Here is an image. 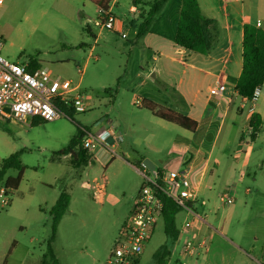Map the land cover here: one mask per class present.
<instances>
[{"label": "rangeland", "instance_id": "obj_1", "mask_svg": "<svg viewBox=\"0 0 264 264\" xmlns=\"http://www.w3.org/2000/svg\"><path fill=\"white\" fill-rule=\"evenodd\" d=\"M116 1L111 12L125 22L122 33L126 37L114 34V42L105 46L102 35L107 31L94 26L102 13L88 0H0L3 56L21 64L32 60L80 84L87 111L73 113V119L101 141H109L111 127L124 137L108 163L95 159L92 152L91 162L75 169L70 156L60 154L76 134V126L67 115L49 122L36 119L31 126L0 118V163L19 152L25 168L18 189L0 196V264H41L52 234L51 209L62 193L70 196V204L52 243L58 264H106L143 183L136 160L169 157L167 147L159 154L137 145L133 151L125 152L128 143L133 144L132 139L137 141L147 134L145 127L155 133L159 129L148 123L142 128L141 123H146L145 117L149 119L151 112L130 103L136 89L133 92L128 88L139 82L133 78L139 70L138 59L133 56L129 60L127 52L136 41V32L126 22V17L132 15L129 7L133 3ZM207 1L205 6V0H201L202 11L214 20L212 31L216 37L224 24V11L243 9L251 23L264 29V0ZM86 26L98 37V43ZM81 43L87 45L78 48ZM142 50L145 49L138 46L134 52L147 53ZM78 69L84 70L82 76ZM263 96L261 90L258 104L263 103ZM239 119L240 124L234 123V118L228 119V124L234 121L235 126L226 142L223 135L219 140V145L224 144L218 150L221 169L210 176L211 187L198 195L194 209L207 221L200 224L209 250L197 249L183 264H264V124L253 139L243 123L244 117ZM240 134L244 141L241 154L249 160L242 180V161L233 160ZM16 175L17 170L12 169L5 178ZM2 187L4 181L0 182V193ZM227 192L235 195L234 203L221 202L220 197ZM187 212L182 209L176 215L181 234L178 242L166 235L163 220H159L139 264H161L155 253L163 246L173 250V255L165 259L179 264L184 243L200 241L190 231H182L185 219L191 218Z\"/></svg>", "mask_w": 264, "mask_h": 264}, {"label": "crops", "instance_id": "obj_2", "mask_svg": "<svg viewBox=\"0 0 264 264\" xmlns=\"http://www.w3.org/2000/svg\"><path fill=\"white\" fill-rule=\"evenodd\" d=\"M154 1L132 0L133 4L129 7V12L132 14L130 18L137 19L140 13L147 11ZM198 1L202 11L201 0ZM110 3L109 12L118 2L110 0ZM207 5L208 1L205 0V6ZM181 8L182 0H167L150 25L149 31L140 38H136L134 45L132 44L131 48H128L129 60L135 56L139 64L137 65L139 70L133 76L134 79H139V82L132 83L133 86L128 89L133 92L136 89L130 102L132 105L135 106L137 99L142 104L146 100L151 101L190 117L196 121L197 127L194 132H190L163 121L148 111L151 117L149 119L145 117L146 123L142 122L141 126L144 128L148 126L147 123L151 124L159 129L158 133L145 127L147 134L137 141L132 139L133 144L129 142L125 152H130L132 147L137 145L143 146L147 152L159 154L164 152L167 147L169 157L166 160L157 161L151 157L141 158L136 160L140 167L137 168L133 165L132 167L137 168L138 172L142 163L159 172L191 168V181L197 187L199 195L204 190L210 189L212 183L209 179L210 176L221 169L222 160L218 157V150L221 151L224 144L220 143L219 145L220 137L223 135V142H226L235 126L234 123H241L240 117H244L243 123L248 126L249 130L251 129L249 127L250 118L253 113L260 114L263 121L264 98L262 104H258V99L256 102H250L235 90L243 66V26L245 23H251L244 10H234L233 13L224 11V24H222L215 45L208 53L201 54L187 51L175 45ZM206 9L209 10L207 7ZM207 18L212 19L211 17ZM114 27V31L106 30L107 32L102 35L103 45L109 46L114 42V34H121L122 37L125 22L116 19ZM134 31L136 32V30ZM98 40L96 37L94 42L98 43ZM138 46H142L145 49L142 51H147V53H135L134 50ZM92 49L94 46L91 47ZM38 65L40 66V64ZM216 83L224 84L225 91L212 96L210 88ZM261 90H264V85ZM138 109L147 112L142 108V105ZM232 118L235 122L228 124L230 123L227 122L228 119ZM249 135L251 137V134ZM237 140L240 145H236L237 154L234 155L233 160L237 163L242 161L243 169L240 172V180H242L243 170L247 167L249 160L241 154L244 152L240 148L244 145L243 134H240ZM161 166L165 169H161ZM235 172L236 169H234V174ZM197 200L191 204L193 214H196L194 209ZM192 212H187L191 218L185 220L193 218ZM200 223L202 222L198 221L197 227L188 230L198 240L206 239V232H201L203 228ZM180 235L179 233L178 239L174 242H178ZM169 249L173 255V250L170 247ZM183 262L184 260H181L179 264H183Z\"/></svg>", "mask_w": 264, "mask_h": 264}, {"label": "built area", "instance_id": "obj_3", "mask_svg": "<svg viewBox=\"0 0 264 264\" xmlns=\"http://www.w3.org/2000/svg\"><path fill=\"white\" fill-rule=\"evenodd\" d=\"M102 15L94 21L99 30L114 31L116 18L111 12L100 10ZM125 38L126 35L122 34ZM3 44L0 41V118L31 126L36 119L45 122L54 121L65 114L60 109L72 110L74 113L87 111V104L80 92V84L53 74L49 67L38 66L30 69L29 61L21 64L8 60L2 54ZM82 76L84 70L78 69ZM225 91V85L216 83L210 88V94L216 96ZM261 88L255 90L252 98L256 102ZM142 105L136 100L135 106ZM110 140L101 141L88 134L83 140L82 148L103 164L116 155L115 147L123 142V135L114 127L109 129ZM251 134V129L249 130ZM139 174L143 178L142 186L135 199L129 217L121 226L114 248L106 264H139L141 256L152 235L162 219L163 199L168 198L182 209L191 211V204L198 198L197 187L191 181V168L159 172L142 163ZM7 189L1 188L0 196L6 197ZM222 203L232 204L235 195L230 192L220 197ZM193 214V212H192ZM207 223L205 218L193 214L191 220H185L182 231L193 230L196 223ZM197 249L209 250V242L202 239L197 243L190 240L184 243L178 259L184 260L196 254ZM165 264H171L167 261Z\"/></svg>", "mask_w": 264, "mask_h": 264}, {"label": "trees", "instance_id": "obj_4", "mask_svg": "<svg viewBox=\"0 0 264 264\" xmlns=\"http://www.w3.org/2000/svg\"><path fill=\"white\" fill-rule=\"evenodd\" d=\"M96 5L100 10L108 11L110 0H88ZM167 0H155L147 11L140 13L137 19L126 17L127 24L136 30V38H140L149 31L150 25L159 13L160 9ZM214 20L203 15L198 0H182V8L177 26L175 45L187 51L206 54L216 43L217 37L213 34ZM86 31L90 34L91 30L86 26ZM93 38L96 37L92 34ZM85 43L77 45L78 48L84 47ZM243 66L239 79L236 82L235 90L243 97L250 99L254 96L257 88L264 85V29L260 26L245 23L243 26ZM30 69H35L39 65L32 60L29 61ZM142 108L151 112L155 117L175 124L180 128L194 132L197 123L193 119L172 109L159 106L151 101H144ZM75 124L76 134L71 139L67 148L62 150L60 154L69 155L71 166L79 169L91 162L92 155L82 148L81 141L88 136L87 129L79 125L72 117V110L60 109ZM261 115L253 113L250 118L249 127L251 128V137L256 138L257 134L263 127ZM83 142V141H82ZM79 147L77 150L76 148ZM15 169L17 175L15 177L8 176V171ZM24 166L20 160V153L16 152L4 159L0 163V182L4 181V187L7 192L17 190L24 174ZM164 208L162 211V220L164 223V231L173 241L179 236V229L176 225V215L182 210L175 202L168 198L163 199ZM70 204V196L62 193L57 202L51 209V229L52 234L46 243L47 252L41 264H58L52 243L54 242L58 224L68 209ZM171 256L168 246L161 247L156 253L157 262L164 264L165 258Z\"/></svg>", "mask_w": 264, "mask_h": 264}]
</instances>
